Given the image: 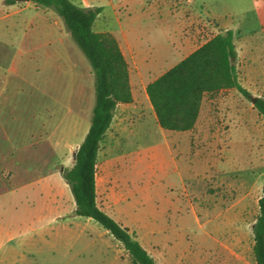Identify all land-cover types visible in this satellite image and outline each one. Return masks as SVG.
<instances>
[{
	"label": "rangeland",
	"instance_id": "1",
	"mask_svg": "<svg viewBox=\"0 0 264 264\" xmlns=\"http://www.w3.org/2000/svg\"><path fill=\"white\" fill-rule=\"evenodd\" d=\"M17 4L25 9L22 38H0V264H131L99 223L68 218L76 204L62 173L91 125L92 68L53 10ZM81 4L103 8L95 30L119 40L135 98L116 112L129 116L127 133L112 129L101 145L100 207L135 233L157 264H256L264 119L253 98H264V0ZM227 30L236 34L238 70L251 97L236 89L209 96L193 130H166L170 156L155 150L159 123L147 86ZM52 174L62 178L50 200L67 219L41 214Z\"/></svg>",
	"mask_w": 264,
	"mask_h": 264
},
{
	"label": "trees",
	"instance_id": "2",
	"mask_svg": "<svg viewBox=\"0 0 264 264\" xmlns=\"http://www.w3.org/2000/svg\"><path fill=\"white\" fill-rule=\"evenodd\" d=\"M32 2L53 10L61 18L94 73L95 104L91 125L76 152L73 167L62 173L74 197L76 215L99 223L121 243L131 264H157L135 233L123 227L98 203L97 175L101 145L119 105L134 102L130 66L120 43L113 33L95 30L102 7L84 8L72 0ZM6 4L15 5L17 2L6 0ZM235 39L233 30L213 36L147 86L150 103L164 130H193L204 100L220 91L236 89L244 97H251L241 82ZM254 106L264 119V98H259ZM253 237L255 263L264 264V185L259 212L253 224Z\"/></svg>",
	"mask_w": 264,
	"mask_h": 264
},
{
	"label": "crops",
	"instance_id": "3",
	"mask_svg": "<svg viewBox=\"0 0 264 264\" xmlns=\"http://www.w3.org/2000/svg\"><path fill=\"white\" fill-rule=\"evenodd\" d=\"M72 1L75 4H81V0H72ZM16 5H18V4H15V5H2V7L0 8V38H2L4 40H9V41L10 40L11 41L12 40H20L22 38V34H19V32H17V29L20 28L21 26L27 27V25H25L26 22L24 20L25 15L23 14V11L25 9L17 8ZM89 8H93V6H90ZM19 16L20 17H23V19H20ZM108 32H110V31H108ZM16 34H17V36L15 37ZM120 46H121V44H120ZM122 51H123V49H122ZM26 54H27V56L30 55L29 53H26ZM131 87H132V85H131ZM132 92H133V90H132ZM133 97H134V93H133ZM134 100H135V98H134ZM127 105H129V104H121V105H119V107H122V106L125 107ZM119 107H118V109H119ZM152 115L153 116H151V118L155 122L158 121L154 110H152ZM128 119H129V116H116L115 115L114 120H113V123H112L109 131L107 132V134L112 129H114L115 131H117L118 133H120L122 135L126 134L127 131H128V129H129L128 128V121H127ZM157 129H158L157 131H158V133L160 135V138L157 141V143H155L152 146L154 147L155 150H160L163 154L166 153V155L170 156L171 150H170V143L168 142V139H167V135H168V134H166L167 131L164 130L159 125H158V128ZM141 150H148V148H146V147L144 148V145H143V147L141 148ZM162 158H163V156H162ZM173 163H174V165H175V167H176V169L178 171L177 164L175 163V161H173ZM59 177L62 178L63 176L62 177L61 176H58L57 177L55 174H52L51 176H49V177L46 178V211L44 209L45 208V205L44 204H43V208H42V211H41L42 212L41 214H43V216L45 218H46V214L49 213V216L51 215L55 219H57L56 216H58L60 220L67 219V218H64L62 216L61 210L58 208V206H56V204H53L52 205V202L50 200V196L52 195L53 189L55 187V186H52V184L53 185H54V183L60 184L61 180H60ZM53 181H55V182H53ZM65 183H66V181H65ZM97 193H98V175H97ZM98 203H99V200H98ZM74 209L76 211V206H75ZM77 217L78 216L75 214V215H73L71 217H68V218L75 219ZM45 220L46 219L42 218L41 221H40L41 227H39L40 228L39 230H41V231L46 230V229H44L42 227L44 224H46V221Z\"/></svg>",
	"mask_w": 264,
	"mask_h": 264
},
{
	"label": "water",
	"instance_id": "4",
	"mask_svg": "<svg viewBox=\"0 0 264 264\" xmlns=\"http://www.w3.org/2000/svg\"><path fill=\"white\" fill-rule=\"evenodd\" d=\"M17 3H30L32 2V0H15ZM259 98L255 97L253 98V102L254 104H256V102L258 101ZM74 158H76V153H75V156Z\"/></svg>",
	"mask_w": 264,
	"mask_h": 264
}]
</instances>
